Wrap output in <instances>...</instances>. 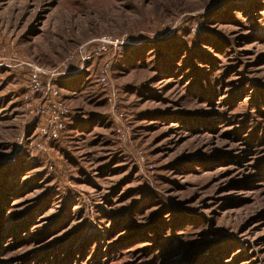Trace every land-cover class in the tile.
<instances>
[{
	"label": "rangeland",
	"instance_id": "374dc122",
	"mask_svg": "<svg viewBox=\"0 0 264 264\" xmlns=\"http://www.w3.org/2000/svg\"><path fill=\"white\" fill-rule=\"evenodd\" d=\"M0 264H264V0H0Z\"/></svg>",
	"mask_w": 264,
	"mask_h": 264
},
{
	"label": "built area",
	"instance_id": "2783aa9c",
	"mask_svg": "<svg viewBox=\"0 0 264 264\" xmlns=\"http://www.w3.org/2000/svg\"><path fill=\"white\" fill-rule=\"evenodd\" d=\"M37 70H39V69L35 67V71H33V73H35Z\"/></svg>",
	"mask_w": 264,
	"mask_h": 264
}]
</instances>
